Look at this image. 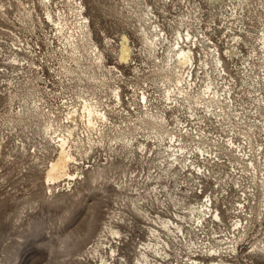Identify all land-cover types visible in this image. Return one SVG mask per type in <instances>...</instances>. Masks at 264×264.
<instances>
[{
	"label": "rangeland",
	"instance_id": "obj_1",
	"mask_svg": "<svg viewBox=\"0 0 264 264\" xmlns=\"http://www.w3.org/2000/svg\"><path fill=\"white\" fill-rule=\"evenodd\" d=\"M208 2L0 0V264H136L141 245L150 240L159 245L168 243L166 260L148 253L154 264L230 263L229 251L212 249L208 257L203 253L211 250L210 246L219 248L217 241L224 242L238 217L252 213L256 196L264 201L260 180L252 179L251 168L247 164L242 167L241 160L228 152L218 153L213 148L214 155H196L193 148L201 138H195V143L183 138L189 150L183 154L185 167L172 163L169 170L161 171L163 163H159L156 141L143 130L144 108L140 102L143 93L152 113L164 110L167 129L177 137L180 131L195 133L202 128L211 141L225 144L234 139L247 155L254 156L257 164L261 163L260 173L264 174V129L250 131L245 121L234 124L225 115L215 117L194 106L201 119L195 120L191 110L181 108L177 112L182 123L178 124V133L171 110L161 100V86L154 75V61L144 43V32L158 26L172 40L176 30L185 33L188 28L206 50L216 46L221 52L220 69L224 71L212 72L215 87L221 94L232 91L229 95L236 105L254 111L256 86L251 89L248 82L252 81L251 74L263 77L252 48L259 54L257 39L264 29V0H241L233 14L227 0L213 5ZM235 35L241 39L237 43L239 52L227 56L225 52L233 48L230 39ZM123 36L132 48L131 60L127 61L118 56ZM198 49L201 53L200 46ZM97 53H101L100 61ZM197 73L195 83L203 77L201 70ZM116 92L119 101L115 99ZM83 100L105 112L107 119L98 120L95 129L88 128L80 117ZM73 109L76 114L70 118ZM60 137L67 139L73 158L68 169L74 177L48 182L45 172L56 158V141ZM142 144L144 149L139 148ZM189 145L193 148L189 149ZM206 194L218 197L221 222L210 226L208 213L201 220L202 230L194 229L189 234L190 223L180 221L183 215L169 213H180V208L173 207V197L194 206L197 201L204 202ZM257 210L258 207L253 212ZM262 214L253 217L244 237L236 238V264H264L262 254L246 255L254 244H264ZM163 220L179 224L181 234L177 237L175 230H163ZM110 226L120 235L105 232V227ZM149 229L157 235L150 237Z\"/></svg>",
	"mask_w": 264,
	"mask_h": 264
},
{
	"label": "bare ground",
	"instance_id": "obj_2",
	"mask_svg": "<svg viewBox=\"0 0 264 264\" xmlns=\"http://www.w3.org/2000/svg\"><path fill=\"white\" fill-rule=\"evenodd\" d=\"M207 1H209L213 5L214 3H218V2L221 3V1L223 2L224 0H207ZM233 2L230 1V0H227V5H228V7H230L231 10H233L236 5H240L242 3L241 0H234ZM234 11L235 10H233L232 14L234 13ZM222 17L225 18L224 16H222ZM181 26H183V24ZM151 29L152 30H150L148 33H145L144 32V35H143L144 36V43H145V45H146V47L148 49L149 55L151 56V58L154 61V65H153L154 66V73H155L154 75L156 76V79L158 80V82L160 83V86H161V93H162V95H160L162 97L161 100L164 101L163 102L164 103V107H166L167 109H170L171 110V113L173 114V118H174V125H175L174 126V129H176V131L178 129V131H177L178 133H179L178 124L181 123V122H179L180 120H179V118L177 116V112H179V110L181 108H185V109L187 108V110H191L192 116H194V115L196 116L197 115L196 110H198V108H196L194 106L202 107L203 108V113H206V114L208 113L210 115H214L215 117L216 116H219L220 114H222V116L225 115V118L227 117V119H229L228 122H230V120H231V121L234 122V124H239L240 122L245 121V122L248 123L247 124V128L250 131H253V130H256L257 131V130H260V129H264V112H263L264 111V29L262 30V32H260L261 35L257 39L258 40V44H259V48H258L259 54H257L255 52V49L251 47L252 48V53H255V55L257 57V60L259 62L260 70H261V72H263V77H262L263 79L260 77V75L258 73H256L257 74V78H255V76L254 75L252 76V74H251L250 75V79L252 81L251 82L250 81L248 82V86L251 89L256 86V88H254V90H253L254 92L257 93V96L255 95L256 97L253 98V101H254V105H253L254 111H252V110H250V111H247L246 110L245 111L244 109L240 108L238 105L235 104L233 98L230 96L231 94L229 92H232V91H229L227 89L228 91H225L226 94L225 93L221 94L220 91H219V89L216 88L217 86L215 87V85L213 84L212 81H213V78L214 77L211 78L212 72H214V71H216V72L222 71V73H223V71H224V70H221V69H223V68H221L223 66V59L220 56V53L221 52L216 48V46H214V49H212V51L206 50L199 43L200 42V40H198L199 38L197 36L191 34L189 32V29L188 28H186L185 33H184V30H183V32H181L179 29L176 30L175 31V34H174V36L172 38V40L169 39V36L165 35L163 32H161L160 30H158L159 29L158 26L151 27ZM202 37L205 38L204 35ZM77 38H78V36H77ZM230 40L233 41V43H232L233 44V46H232L233 48H230V50H228L227 53L225 52V55H227V56H229L231 54H235L236 50H238L237 43H239L241 41L240 37L237 36V35L233 36L232 39H230ZM82 44H84V43H82ZM232 44H230V45H232ZM199 46H200V49H201V53L202 54L199 52V49H198ZM158 50L161 51L160 54H158ZM131 51H132V48H131V46L129 44L128 38L126 36H123L122 37V42L120 43V45H118V56H119V59L121 61H127V59L128 60H131V57H130V54L132 53ZM238 52H239V50H238ZM236 54H237V52H236ZM239 55H241V54H239ZM96 59L99 60V61L101 60V53H97L96 54ZM202 69H205V71H203ZM199 70H201V72L203 73V77H199L200 79L198 80V82L195 83V79L193 77H194V74H197L198 75L197 72ZM245 72H246V70H245ZM249 73H250V71H249ZM249 73H247V74H249ZM221 77H222V75H221ZM224 90H225V88H224ZM118 92L115 93V97L116 98L115 97L114 98L119 101L120 96H119V93ZM86 101H84L85 103L83 102L80 117L84 120V122L86 123V125L88 126V128H93L94 127V129H95V126L96 127L98 126L97 125L98 120H100L102 122V120L104 121L107 118H106V115L104 114L105 112L104 113H101L100 112L101 110H98V107H99L98 105H97L98 106L97 107L95 103H91V102L90 103H86ZM140 102L142 103V107L144 108L143 109L144 110V112H143V119H142V121H143V124H142L143 125V130L144 131H147V133L149 134L148 136H151L150 137L151 140H155L156 141V145H155L156 147L155 146L154 147L159 149V155H160L159 157L161 159L160 162L159 161L158 162L160 164L163 163L162 164V167L163 168L161 169V171H166L165 169H168L169 170L172 163H176L180 167L185 165L184 164V160L185 159H183L185 155L183 156V154L186 153V152H189V150H187L188 149V143L186 141H184V139H183L184 137L185 138L188 137V138H190L189 140H193V141H194L195 138H197V139L198 138H201V139H198V141L196 143L194 141V143H195L194 148L189 145L190 146L189 149L193 148L194 150H196L195 151V154L196 155L197 154L198 155L199 154L200 155H203V154L204 155L205 154L211 155V154L214 153L213 152V148L218 153L221 152V151H223L225 153L228 152V155H230L234 159H235V157H237L239 160H241V164L240 165L242 167H244L247 164L246 167L247 168L248 167L251 168V170L253 172L252 179L254 178V180H255V178H256L257 179L256 181H259L260 180V185H261L262 189H264V174L263 173H260L261 171L263 172V168H260L261 163H258L257 164L256 163V160L253 159L254 156L247 155L246 152H245L246 149H242L243 147L241 148L239 145H236L237 143L235 142L234 139L230 138L227 142H225V144H222L220 142H216L215 140H212L211 141V139L209 137H207V135L205 134V132H201V130L203 131L202 128H199L200 131L196 130L195 133L194 132L190 133V131H187V130L185 131V130H183V128H180V130H183V132L180 131V135H178V137H177V134L176 133L175 134L173 132L170 133L169 130L167 129V124L165 123L166 121L164 120V115H162V112L164 110L162 112L157 110V112L152 113L148 109V107L146 106V104H147V98H146V96L143 93L141 94ZM256 104H258V105H256ZM69 107H71V106H69ZM100 108H101V106H100ZM253 108H251V109H253ZM199 109H201V108H199ZM75 114H76V111L73 109V112H70L69 117L72 118V116H74ZM78 120H79V118H78ZM245 122H243V123H245ZM49 127H50V125H49ZM242 127H243V125H242ZM231 128H233V127H231ZM54 129H53V132H54ZM70 131H72V130H70ZM197 134H198V136H196ZM203 136H204V138H203ZM191 137H192V139H191ZM146 138H144V139H146ZM150 138H147L146 140L149 139L148 141H151ZM210 142H212V143H210ZM56 143H57V155H56V158L50 162V164H49V166H48V168H47V170L45 172V181H48V182L49 181L52 182V181L57 180L58 178H61V177L62 178H64V177L71 178L73 176L69 172V169H68L69 168V163H70V161L73 160V158H72V156L70 154V151L68 149L69 147H68L67 139L64 138V137H62V138L60 137L59 140H58V142L56 141ZM216 143H218V144H216ZM86 144H88V143H86ZM139 148H143L144 149L143 144L140 145ZM249 148L251 149V146ZM194 150H193V152H194ZM143 153H144V150H143ZM247 161H249V163ZM193 163L191 164L192 167L194 165ZM201 167H203V166H201ZM180 169L183 170L184 168L183 169L180 168ZM204 170H207V169L205 168ZM206 173H207V171H206ZM202 174H204V173H202ZM205 176H207V175H205ZM93 179H95V178H93ZM196 179H197V177H196ZM196 183H198V182H196ZM198 185L200 186V184H198ZM167 194H168V192H167ZM221 195H222V193H221ZM221 198H222V196H221ZM217 199H218V197L212 196L211 194H208L205 197L204 202H200L199 203V201H197L196 202V205H194V206L193 205L186 204L188 206L187 207L186 205H184L183 200H180V203H179V202H177L178 200L177 201L174 200V197H173V201L171 200L173 202V207L174 208L177 207L178 209L180 208L179 209L180 210V213L179 212H173V211H170L169 213L172 214V215H174L175 213H178L180 215H183V217L180 218V221H183L184 222L185 220H187V223H190L189 226H188V228H187V229H190L188 231L189 234H190V231H191V233L193 231H195L194 229L202 230V221H203L202 219H203V216L204 215L207 216L208 213H209V218H213L215 221H219V223L221 222V213H220V209L217 206V205H219L218 202H220V201H217ZM253 200H255V199H253ZM262 202H264V201H262V199H259L258 200V197L256 196V201L254 202V206L252 205L253 207H251V210L252 209L254 210V209H256V207H258L257 212L255 213L252 210L251 211L252 213L249 214V211H248V213L245 214V217L248 216V218H246L245 224H244L245 217L242 218V219H240L237 216L239 220H237L232 225L233 231H230L228 234L225 235V238H223V239H225L224 242L221 240V243L219 244V241L216 240L218 242V245L217 246L219 248H214L215 246H210V249L211 250H208V251L204 252L203 254L207 255V257L208 256H212V254H211L212 253L211 252L212 249H215V250H223V252H225V251L228 252L229 251L228 253H229V257L231 258V260H230V263H228V264H236V262H237L236 255H237V252H239L238 251V248H236L237 247L236 246L237 245L236 238L237 239H241L242 237H244V235L250 229V222H251V220H254L253 217H260L261 215H263L262 212H264V205H262ZM175 203H176V205H174ZM243 203L244 202L242 201L241 204L244 205ZM198 204H200V205H198ZM240 208H242V207H240ZM243 208H244V206H243ZM260 209L262 211L261 213L258 212ZM248 210H249V205H248ZM143 215L145 216V214H143ZM144 218H145V220L150 221V218L149 217H144ZM177 219H179V217H177ZM155 223H158V222L156 221ZM196 224H201V225L198 226ZM236 224H237V227H236ZM160 225H161V227H162L163 230H166L169 233H174V230H175V234L178 237L179 227H180L179 224H177L176 222L164 221L163 220V221L160 222ZM207 225L209 226V224H207ZM172 226H173V228H172ZM210 226H213V225L211 224ZM209 228H208V231H209ZM106 231L110 235H118L119 234V232L116 231V230H113V228L111 226L110 227H105V232ZM181 231H182V229H180V232ZM203 231H204V228H203ZM196 232H198V231H196ZM187 233H183V235H185ZM149 234H150V237H153V236H156L157 235V232L155 230L149 229ZM180 234L181 233H179V235ZM205 234L207 235V231L206 230H205ZM203 235H204V233H203ZM207 236H206V238H207ZM164 239L167 240L168 238L165 237ZM179 240H178V242H179ZM173 242H175V241H173ZM226 242L227 243H230V244L228 246H225ZM101 243L102 242H100L99 244L101 245ZM185 244H186V242H185ZM102 245H103V243H102ZM180 245H181V243H180ZM186 245L188 247L189 244H186ZM191 245L189 247H191ZM166 246H168V243H166L164 241L160 245L158 243H156V244L152 243L151 240L148 242V244L147 243L146 244H142L141 245V251H140V257H139V259H136L137 260V263L136 264H154V263H151V261L149 260V257L150 256L148 255V253L151 254V257H152V255H156V257H159L160 256V259L166 260V259H164V256L165 255L168 256L167 252L165 251ZM259 246H261V247H259ZM204 247H205V245H204ZM222 247H225V248H222ZM190 249L191 248H189V250ZM201 249H203V248H201ZM213 253H216V251H213ZM253 253L254 254L260 253V254H262L264 256V244L263 243H261V245L260 244H254L251 247V250L248 251V252H246V255L247 254H253ZM188 254H191V253L189 252ZM213 256H216V254H214ZM190 257H191V255H190ZM100 260L102 261V259H100ZM187 261H188V259H187ZM103 262H105V261H103ZM195 262L197 263L199 261H194L193 264H195ZM156 264H158V263L156 262ZM237 264H239V263H237Z\"/></svg>",
	"mask_w": 264,
	"mask_h": 264
},
{
	"label": "built area",
	"instance_id": "obj_3",
	"mask_svg": "<svg viewBox=\"0 0 264 264\" xmlns=\"http://www.w3.org/2000/svg\"><path fill=\"white\" fill-rule=\"evenodd\" d=\"M194 119L197 120V121H199V120L201 119V117H200V116H196V117H194ZM206 195H207V194H206ZM206 195H205V196H206ZM205 196H204V198H205ZM204 198H203V199H204ZM203 201H204V200H203ZM240 209H241V208L238 207V210H240ZM208 221H209V223L212 224L213 226H217L218 224H220L219 221H215L213 218H209ZM191 264H193V262H192Z\"/></svg>",
	"mask_w": 264,
	"mask_h": 264
}]
</instances>
